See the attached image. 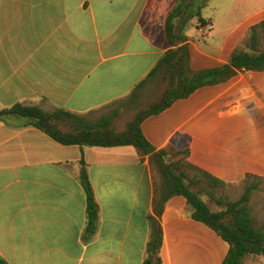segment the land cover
<instances>
[{
  "label": "crops",
  "instance_id": "0c3cea01",
  "mask_svg": "<svg viewBox=\"0 0 264 264\" xmlns=\"http://www.w3.org/2000/svg\"><path fill=\"white\" fill-rule=\"evenodd\" d=\"M178 1L0 0V109L59 108L90 121L116 113L112 127L125 131L144 108L142 97L167 88L159 73L134 96L172 49L166 23ZM208 20L211 26L189 33L193 72L228 64L250 28L264 21V4L240 16L223 39L214 38ZM142 132L154 153L66 146L22 121L0 120V258L144 264L160 232L161 264H223L230 245L192 218L185 197L166 199L154 156L166 150L176 161L188 150L192 165L231 186L247 176L264 179V71H238L202 87L146 119ZM82 162L100 209L92 237Z\"/></svg>",
  "mask_w": 264,
  "mask_h": 264
},
{
  "label": "trees",
  "instance_id": "16d2710c",
  "mask_svg": "<svg viewBox=\"0 0 264 264\" xmlns=\"http://www.w3.org/2000/svg\"><path fill=\"white\" fill-rule=\"evenodd\" d=\"M206 5V0H179L174 7L166 23L167 39L172 49L146 80L137 86L134 96L159 73L165 74L167 88L157 103L136 114L125 131L117 132L112 127L116 113L99 121H90L65 109L46 111L22 104L0 109V120L22 121L25 126L35 127L66 146H134L143 153H154L142 132V124L146 119L163 113L176 101L190 97L202 87L228 81L238 71H264V21L250 28L246 38L235 48L228 64L200 72L190 69L189 33L212 25V21L204 18ZM168 155L170 153L164 150L154 156L164 177L166 199L185 197L192 208V218L206 224L230 245L223 264H245L246 261L258 262L264 258V227L254 216L251 206L253 193L257 189L253 181L262 178L247 176L242 184L244 193L236 201L217 199L216 193L231 185L192 165L188 161V150L180 154L176 161L166 159ZM175 157L176 154H173ZM81 164L80 179L87 196V232L92 237L97 230L100 209L85 163ZM204 197L214 200L220 209L213 211ZM161 245L162 236L159 232L149 243V256L144 264H161ZM0 264L8 263L0 258Z\"/></svg>",
  "mask_w": 264,
  "mask_h": 264
},
{
  "label": "rangeland",
  "instance_id": "374dc122",
  "mask_svg": "<svg viewBox=\"0 0 264 264\" xmlns=\"http://www.w3.org/2000/svg\"><path fill=\"white\" fill-rule=\"evenodd\" d=\"M264 4V0H209L205 10L203 11L204 18L213 20V27L215 29L214 38L223 39L226 34V29L239 20L240 16H249L252 11ZM226 15V16H224ZM155 85H148L146 89H156ZM152 91V90H151ZM161 87L156 89V92H151L143 96V109H149L152 105L161 99L159 92ZM161 96V97H160ZM141 98V99H142ZM257 185V189L253 193L251 206L253 214L258 220L259 224L264 227V179L253 181ZM249 183H252L249 181ZM244 186L236 187L229 186L228 188L216 193V198H229L232 201L238 200L244 193ZM204 200L210 205L213 211H218L220 207L211 198L204 197Z\"/></svg>",
  "mask_w": 264,
  "mask_h": 264
}]
</instances>
